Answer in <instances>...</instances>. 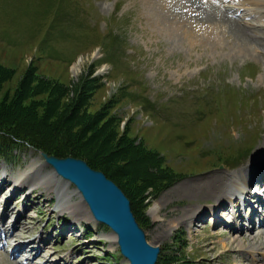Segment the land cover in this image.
Returning a JSON list of instances; mask_svg holds the SVG:
<instances>
[{
    "label": "rangeland",
    "instance_id": "rangeland-1",
    "mask_svg": "<svg viewBox=\"0 0 264 264\" xmlns=\"http://www.w3.org/2000/svg\"><path fill=\"white\" fill-rule=\"evenodd\" d=\"M157 1L0 0V104L19 99L31 71L38 84L72 89L70 98L77 87L92 89L98 77L89 113L108 106L109 116L119 120V134L126 132L161 154L160 169L175 174L160 192L149 190L147 225L139 223L148 242L161 248L157 264H264V226L223 231L210 212L218 199L180 189L211 171L229 174L232 181L245 174L248 185L253 175L264 173V162L255 159L264 143V40L236 26V15L210 16L218 10L212 2L213 10L205 3L199 10L191 0ZM246 1L240 0L244 9L238 16L247 13L245 20L264 24L262 14L250 10L262 1ZM191 17L203 25L215 23L219 38L200 35L191 42L181 31L169 30L170 20L182 23ZM47 99L48 90L30 95L25 104L35 105L41 115L39 102ZM141 158L134 157L127 174L135 172ZM13 181L25 184L15 190ZM78 192L32 146L0 158V234L9 237L6 243L3 239L0 264H41L46 257L50 264L57 259H63L60 264H130L109 226L73 217L90 212ZM7 201L15 207L13 214L7 204L11 217L3 214ZM155 205L159 219L153 216ZM188 209L199 216L184 223ZM19 212L25 215L11 231ZM234 236L244 247L233 243ZM25 239L28 246L12 254ZM254 245L261 250H253Z\"/></svg>",
    "mask_w": 264,
    "mask_h": 264
},
{
    "label": "trees",
    "instance_id": "trees-1",
    "mask_svg": "<svg viewBox=\"0 0 264 264\" xmlns=\"http://www.w3.org/2000/svg\"><path fill=\"white\" fill-rule=\"evenodd\" d=\"M29 74L21 83L19 89L23 92H19V99L0 104V158L29 145L50 156L85 160L122 188L131 200L138 222L147 225L144 209L147 193L152 190L156 194L175 179L174 173L160 169L163 156L138 145L126 132L120 135L119 120L109 116L108 106L96 114L89 113L90 96L99 87L98 77L93 78L92 89L77 87L73 90L76 96L70 98L72 89L57 83L38 84L33 71ZM47 90V102H39L44 111L38 115L35 105L33 108L25 104L26 98ZM86 131L93 134L87 136ZM136 156L142 157L140 165H136L134 173L127 174L126 169ZM128 183L132 191L127 188Z\"/></svg>",
    "mask_w": 264,
    "mask_h": 264
},
{
    "label": "bare ground",
    "instance_id": "bare-ground-1",
    "mask_svg": "<svg viewBox=\"0 0 264 264\" xmlns=\"http://www.w3.org/2000/svg\"><path fill=\"white\" fill-rule=\"evenodd\" d=\"M160 1V0H159ZM159 1H157V2H159ZM165 1V0H164ZM191 1H194V3L195 4H199V10H201L202 9V7L201 6H203V3H205L204 4V6H206V8H211L210 6H211V4H210V2H212L213 4L212 5H215V7L218 9V10H216L215 9V11H213V12H211L209 15L210 16H214L215 15V17L217 16V18L216 19H218V20H223L224 19V16H226V15H228L229 16V18H232L231 16L232 15H236L237 17H238V19L236 20V19H234V20H236L235 22L238 24V25H236V26H242L243 27V29H246L247 31H248V33H249V35L250 36H253V37H255V38H262L263 40H264V31H262V30H264V24H260V25H258V23H255V22H253V21H251V20H245V17L247 16L246 14L244 15L243 14V16H241V15H239L238 16V14L237 13H239L240 12V10H242V6L240 5V0H191ZM262 1V4H260V3H253V4H255V5H257V6H254L253 8L251 7L250 8V10L252 11V12H255V13H260V14H262L261 16H262V18H264V0H261ZM167 2H168V0H166V5H167ZM171 2V1H170ZM181 2V1H180ZM245 2H248V1H246L245 0ZM185 3V2H184ZM184 3L182 2L181 4H183L184 5ZM202 4V5H201ZM245 4V3H244ZM165 5V4H164ZM163 5V6H164ZM186 5V4H185ZM190 6H191V4H189ZM188 5V6H189ZM201 5V6H200ZM251 5V4H250ZM159 6H160V4H159ZM159 6H157V8L159 7ZM160 7H162V6H160ZM186 8H188V7H186ZM192 8V7H191ZM205 8V7H204ZM164 9H166L165 7H164ZM167 9H168V7H167ZM170 9V8H169ZM212 9V8H211ZM247 9V8H246ZM249 9V8H248ZM163 10V9H162ZM208 10V9H207ZM213 10V9H212ZM211 10V11H212ZM197 11V10H196ZM203 11V10H202ZM185 12V11H184ZM193 12H195L194 10H192V13ZM209 12V11H208ZM178 13V12H177ZM187 13V12H186ZM190 13V12H189ZM198 14H200V13H202V12H200L199 13V11L197 12ZM204 13H205V11H204ZM183 14V13H182ZM198 14H196V15H198ZM226 14V15H225ZM240 14V13H239ZM242 14V13H241ZM162 16H163V14H161ZM165 15V14H164ZM195 15V16H196ZM169 16V15H168ZM189 16H191V15H189ZM165 18H166V16H165ZM166 20V19H165ZM192 21H194V22H192ZM166 22V21H165ZM170 23H169V26L168 27H170L171 29H169L170 31H173V29H176V30H178V31H181V34H185V37H186V39L188 40V41H193L194 39H197V37H202V36H204V37H206V40L207 39H209L210 40V38L212 39V40H214L215 41V39L217 40L219 37H218V28H217V26L215 25V23L214 24H206V25H203V24H201V22L200 21H197V19H193L192 17H191V19H187V21H185V22H182V23H180V20H179V22H175V20L174 21H169ZM174 22V23H173ZM232 22H234V21H232ZM168 23V22H167ZM166 27V26H165ZM255 27H258L257 29H262L261 31L262 32H260V31H257V29L255 28ZM183 32V33H182ZM180 32H178V34H179ZM200 35H202V36H200ZM262 148H263V150L261 151V152H259V154L258 155H256V160H258V161H261V162H264V143H263V145H262ZM262 172V171H261ZM261 172H260V174L258 175L257 173H256V175H253L252 177H253V180H251V181H264V177L262 178L261 176H262V174H261ZM263 173V172H262ZM255 174V173H254ZM264 174V173H263ZM258 175V176H257ZM256 176L258 177V179H256ZM262 179V180H261ZM19 180V179H18ZM248 176L247 175H245V174H243L242 176H239L237 179H235L234 181H232L231 180V178H229V174H226V173H224V172H219V171H211L210 173H208L207 175L205 174V176H202L201 178H197V179H194V180H191L190 182H186L184 185H182L181 187H180V189L185 193V194H187V195H194V194H200V193H202V194H204L206 197H209V198H215L216 200H217V202H216V204H215V206H212V208L211 209H213L212 210V213H214V214H219V208L222 206V205H225L226 204V201H227V199L226 198H229V196L231 195L232 197L235 195V193H234V191H232V187H235V189H239V190H241L242 189V191H246V187H248ZM7 181H4L3 182V184L4 183H6ZM25 182V181H24ZM24 182H20V181H17L16 183H17V185L14 183V181L12 182V184L14 183V185H15V187L17 186L18 188H14L15 190L16 189H19L22 185H24L25 183ZM250 184V183H249ZM231 189V190H230ZM230 192V193H229ZM79 193V192H78ZM13 194V193H12ZM80 194V193H79ZM233 194V195H232ZM25 200H28V196L25 198ZM260 201V200H259ZM264 203V201H262L261 202V204H263ZM7 204H10V205H12V202H10V201H7L6 203H5V210H4V213L3 214H5V215H7V214H9V215H11V213H12V210H10L9 208H7ZM16 206V205H15ZM263 206H264V204H263ZM11 208H13V205L12 206H10ZM159 206H157V205H155V208L153 209V216H154V218L155 219H159V208H158ZM214 207H215V209H214ZM15 208V207H14ZM14 208H13V214H14ZM240 209L241 208H235L234 210V213H233V217L235 216V218H241V214H239L240 213ZM248 209L250 210V215H249V218H248V220H249V223H254V221H255V219L257 218V217H259L260 215H261V219H260V223H262L263 225H264V216H262V214H260L259 212H258V210L256 209V204H250V205H248ZM185 213L183 214L184 215V223L185 222H187V223H189V222H191V218H193V217H196V216H199L198 215V212L197 211H195V209H192V210H186V211H184ZM91 211L90 212H87V211H85V214H77V212L75 213H73L72 215H73V217L74 218H77V220L76 221H80L81 219H85V220H89V222H92V219L94 220L95 218H94V216H91ZM258 214V215H257ZM9 215H7V216H9ZM25 215V213H18V215H16V219H15V221H14V224H13V227H12V229H11V231L13 230V229H15V226H16V221L17 220H19L18 218L19 217H21V218H23V216ZM220 215V214H219ZM9 217H11V216H9ZM217 219L219 220L220 219V217H217ZM96 220V219H95ZM97 221V220H96ZM234 221V220H233ZM21 222V221H20ZM0 224H2V220L0 221ZM241 224L240 223H238V222H233V223H231V224H229L227 221L225 222V230H231V231H233V232H235V233H237V232H239V230H240V226ZM242 226V225H241ZM235 227H236V229H235ZM19 230H21V233H24V234H26V228H19ZM224 230V231H225ZM14 231V230H13ZM241 231H242V229H241ZM162 234V232H160L159 233V235H161ZM237 235V234H236ZM6 237V238H5ZM5 238V239H4ZM24 238H26V237H24ZM114 238H116V236H114ZM5 240V243L8 241V239H9V237H8V234H4V233H1V241L4 243V240ZM11 241V240H10ZM240 240L237 238V237H233V243H237L238 245L237 246H241V247H244V244L243 245H241L242 244V242H239ZM212 242V241H211ZM258 242V241H257ZM256 242V243H257ZM262 242V241H261ZM263 243V242H262ZM264 244V243H263ZM23 245H25V243H19L17 246L18 247H16V250L19 248H21V246H23ZM209 246V245H208ZM256 246H258V245H256ZM255 245H254V247H252V249L254 250H256V251H258V250H261L260 249V247L258 248V247H256ZM260 246H261V244H260ZM210 247V246H209ZM224 247H226V246H224ZM3 249H4V245H3V247H2ZM18 249V250H19ZM15 250V251H16ZM215 250V249H214ZM49 258H45V261L43 262V263H41V264H50L49 263ZM62 260L63 259H57L53 264H60L61 262H62Z\"/></svg>",
    "mask_w": 264,
    "mask_h": 264
},
{
    "label": "water",
    "instance_id": "water-1",
    "mask_svg": "<svg viewBox=\"0 0 264 264\" xmlns=\"http://www.w3.org/2000/svg\"><path fill=\"white\" fill-rule=\"evenodd\" d=\"M44 156L59 175L77 186L94 217L112 228L122 253L131 264H156L161 250L148 243L131 200L119 185L82 159Z\"/></svg>",
    "mask_w": 264,
    "mask_h": 264
}]
</instances>
